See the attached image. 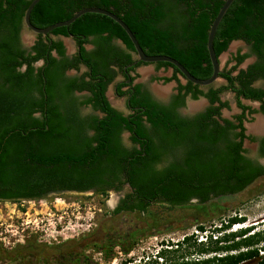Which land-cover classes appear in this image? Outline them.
<instances>
[{"label":"trees","instance_id":"obj_1","mask_svg":"<svg viewBox=\"0 0 264 264\" xmlns=\"http://www.w3.org/2000/svg\"><path fill=\"white\" fill-rule=\"evenodd\" d=\"M30 1L0 0V200L42 198L67 189L93 188L105 193L111 186L120 188L128 182L131 190L120 198L114 214L145 212L157 202L172 207L193 199L198 201L196 206L208 207L203 203L209 198L241 191L264 176V166L242 147L243 138L254 139L245 133L243 120L257 109L241 99L259 100L264 113V88L252 85L256 78H264V0H233L217 25L213 38L217 56L234 39L249 44V51L238 49L233 55L235 63L221 67L218 75L225 83L182 82L173 66L171 75L162 76L164 81H177V93L170 102L151 99L137 83L128 96L134 110L127 115L114 108L105 94L116 73L111 64L122 68L130 62L132 67L147 62L133 56V44L123 27L106 14L87 11L47 35L38 33L33 55L17 49L13 56L10 38L17 35ZM223 1L39 0L31 9L30 21L45 27L82 7H104L127 23L146 53L175 57L193 75L206 78L212 72L207 32ZM50 34L71 35L76 54L69 59L62 40L51 39ZM113 38H120L125 47L115 44ZM88 42L95 47L88 50ZM52 49L59 58L51 54ZM251 53L257 58L233 73ZM19 54L22 58L16 59ZM39 57L46 64L34 75L32 61ZM22 62L27 64L25 70L13 69ZM79 62L87 70L80 77H65L64 69L78 68ZM153 63L157 68L171 65ZM35 88L41 92L40 100L31 98ZM74 89L88 90L84 103L105 114H78ZM224 90L235 94L240 108L233 115L236 121L222 116V108L229 107L228 100L221 99ZM187 95L204 96L208 104L192 115H183L178 107L186 103ZM54 98L60 102L54 103ZM37 110L40 115H34ZM125 128L138 147L123 144L120 132ZM258 153L264 156V136ZM243 221L238 212L219 217V223L209 230L204 221H198L195 227L204 237L196 231L176 239L164 237L152 254L143 256L142 264H264V223L261 228L250 223L231 229L233 223ZM139 230L87 232L51 243L26 238L13 248L0 246V257L14 264H109L119 256V264H138L130 253ZM87 250L100 253L105 263Z\"/></svg>","mask_w":264,"mask_h":264},{"label":"rangeland","instance_id":"obj_2","mask_svg":"<svg viewBox=\"0 0 264 264\" xmlns=\"http://www.w3.org/2000/svg\"><path fill=\"white\" fill-rule=\"evenodd\" d=\"M24 34L31 36V32L27 30ZM66 41L70 46H73L74 42L70 38H66ZM239 48L242 49V52L249 51L247 44L243 41H232L230 47L221 54V67H229L234 63L231 56ZM248 60L249 58L245 59L240 63V66H245ZM146 67H152V69H144ZM139 70L144 79L151 78V75L162 76L164 73L170 74L171 72V69L162 72L163 68L155 67L154 63L142 65ZM181 79L183 80V78ZM225 82L223 77H218L213 83L219 85ZM173 84V81H169L162 86L168 90ZM221 96L229 101V107L222 109L224 115L231 116L240 111L232 91L224 90ZM243 101L257 106L256 101L248 99H243ZM201 102V106L206 104L205 101ZM188 108L190 110L192 106ZM254 118L255 115L249 119L251 122L246 120V124L253 121L256 123L260 119L257 115L256 119ZM246 145L250 144L247 142ZM126 190L123 188V191ZM118 198L119 195L114 190L101 193L92 189L58 191L35 199L0 200V246L9 249L15 243L23 242L26 238L51 243L64 241L68 238H78L87 232L100 235L104 231L112 233L118 229L138 228L140 229L139 236L130 255L133 256V262L142 264L143 256L152 254L164 237L176 239L184 232L191 231L198 232L200 237L204 235V232L198 231L195 227V223L198 221H204L207 230H209L219 223V217L238 212L244 216L245 221L240 224H232L231 229L250 223H256L257 227L261 228L264 223V176L241 191L209 198L203 203L208 207L196 206L198 201L193 199L186 204L172 207L167 203L157 202L151 204L145 212L124 210L114 214L112 210L116 206ZM212 201L215 203L209 204ZM87 252L95 259L105 263L100 253L91 250H87ZM119 259L118 256L109 264H119ZM5 262L7 259L1 256L0 264H6Z\"/></svg>","mask_w":264,"mask_h":264},{"label":"flooded vegetation","instance_id":"obj_3","mask_svg":"<svg viewBox=\"0 0 264 264\" xmlns=\"http://www.w3.org/2000/svg\"><path fill=\"white\" fill-rule=\"evenodd\" d=\"M22 22L23 23L19 27L17 35L15 36V38L14 37L10 38V40H12L11 52H12L13 56H14V52L17 49L22 50V54L23 55H27V54L33 55L35 53V50L32 49V46L35 44V42H36V40L38 38V33L30 30L28 27H26L24 25V21H22ZM26 30L28 32H31V34H30L31 36H26L24 34V32ZM2 32L3 31H0V37H2ZM4 32H6V31H4ZM43 35H47V34H43ZM49 37L51 39H55V40H59V39L62 40L63 45L65 47V51H64L65 55L69 59H71L72 56H74L76 54V51H77L78 48H77L75 39L71 35L50 34ZM66 38H70L74 42L72 48H70L66 44ZM89 38L92 39L93 36H90ZM119 39L120 38H113L112 41L115 44L119 45L120 47L124 48L125 47L124 43L121 40H119ZM236 40L243 41L242 39H236ZM243 42L246 43L245 41H243ZM85 47L88 50H90V49H93L95 47V44L93 42H88V43H85ZM247 47L249 49V44H247ZM236 51H234V53L232 54L231 59H233V55L236 53ZM240 52H242V49H240ZM51 54L56 56L57 58H59V56L57 55V53H56V51L54 49L51 50ZM133 56L136 58L135 53L133 54ZM21 58H22L21 54L16 55V59H21ZM247 58H249L247 64L245 66H240V64H239L237 69H235L233 71V73H236L238 68L246 67L249 63L253 62L257 58V56H256V54L251 53L250 55L245 57V59H247ZM16 59H14L15 62L17 61ZM233 61L235 63L234 59H233ZM12 62H13V59H12ZM44 64H46V62H45V58H43V57H39V58L34 59L32 61V65L34 66V71H33L34 75L37 74V71H38V69L40 67H44ZM132 64L133 63L130 62V63L126 64L122 68L118 67L115 64H111V67L115 70L116 73H115L113 79L107 84V87H106V90H105V94H106V97H107L109 103L114 108H116L121 113H123L124 115L132 113L134 108L130 107V105H129L130 100H129L128 96L130 97L134 93L135 85L137 83H141V87H140L141 91L147 90L149 92V94L151 96V99H153L155 101H158L160 103H163V104L169 103L171 98H172V95L177 93V88H176L177 81L175 79L169 80V81H173L174 84L171 86L170 89H168L165 92H161L159 90V88H160V85H165L167 82H169V81H164L162 76L171 75L172 69H171L170 74L164 73L162 76H159V75L153 76V75H151V78L144 79V78L141 77V73H140L139 67L142 66V65H147L149 63H141L139 65H136L135 67H132ZM26 67H27V64L25 62H22L20 65H18V64L15 65L13 67V69L18 70V71H23V70L26 69ZM155 67H156V65H155ZM158 68H163L162 72H166L167 69H170V66H168V67H158ZM86 70H87V66L85 65V63L79 62L78 68H75V67H67V68H65L64 69V75H65V77H71V76L80 77L83 74V72H85ZM178 76H179V74H178ZM179 78H180V81H182V82L185 81V80H182L180 76H179ZM158 80H163V81H158ZM64 81H65V79H64ZM261 81H262V83H261ZM4 84H5V86H8L9 82L6 81ZM119 84H121V85L119 86ZM214 85H215V83H214ZM252 85L256 86V87L264 88V78H261V77L260 78H256L252 82ZM164 88H166V87H164ZM118 89L124 90V91H126V93H120L118 91ZM110 93H111V96H110ZM72 95L76 98V101H77V113L80 114L81 116H87L89 114H96V115L102 116V115L105 114L104 111H102L99 108H95L91 103H84L83 99L86 96L90 95V92L88 90H86V89H82V90L74 89L72 91ZM234 96H235V94H234ZM40 97H41V92L38 90V88H35L33 90V94L31 96V98L35 99V100H40ZM202 97L205 98L207 103L205 105L201 106V108H197V109L194 110L193 107H192L189 110V108H188V107H190L189 101L192 100V99L193 100L194 99H200ZM221 99L225 100L224 98H222V96H221ZM241 99H242V101H243V99H248V100H253V101L257 102V106H252V105L248 104L251 107L256 108L257 111H254L252 113H247L246 116H245V119L243 120V125L245 127V133L247 135H250V136L254 137V139H250V138H247V137L243 138L242 147H244L246 149L245 153L247 155H249L253 159H257V161L264 166V156H262V155H260L258 153V149H259V145H260V139H261L262 136H264V113L259 109V104H260L259 100L249 99V98H244V97H241ZM57 102H60V100L58 98H54V103H57ZM207 104H208V100L204 96H199L198 98H191L189 95H187L186 96V103L183 106H179L178 107V111L181 114H183V115H192V114L196 113L197 111H200V110L204 109L207 106ZM60 109L64 110L65 108L60 107ZM239 112H237V113H239ZM33 113H34V115H40V111L39 110L34 111ZM237 113H233L231 116H226V115L223 114V111H222V116H225V117H228V118L234 120L233 115H235ZM253 115H255L254 119H256V115L260 119H258L256 121V123H255V121H253L252 123L247 125L246 122L249 119H251V117H253ZM234 121H236V120H234ZM259 121H260V124H259V127H258L257 123H259ZM144 122L147 125L149 124L146 121H144ZM248 122H251V121L249 120ZM88 133L89 134L93 133V130L89 129ZM120 135H121L122 142H123V144L126 147L130 148L132 146H137V147L139 146L138 143H135L131 139V131L130 130L125 128V129H123L120 132ZM247 142L250 144L249 146L246 145ZM123 188H126L127 190L123 191ZM107 190H114L116 193H118V195H119V198L117 200V203H118L120 198H122L127 191L131 190V187L129 186V184H127V182H125L120 188H115L114 186H111ZM23 242H21V243H23ZM15 244L13 246H11L10 248L15 247ZM5 263L6 264H14V263H10L8 261L5 262ZM2 264H4V263H2Z\"/></svg>","mask_w":264,"mask_h":264},{"label":"water","instance_id":"obj_4","mask_svg":"<svg viewBox=\"0 0 264 264\" xmlns=\"http://www.w3.org/2000/svg\"><path fill=\"white\" fill-rule=\"evenodd\" d=\"M38 1L39 0H31L29 2V4L27 5V7H26V9L24 11V15H23L24 25L26 27H28L30 30L34 31V32L47 34L49 31H51L55 27L69 24L71 21L75 20L79 15H81L84 12L95 11V12L103 13V14H106V15L110 16L111 18L116 20L123 27V29L125 30V32L127 33L129 39L131 40V42L133 44L134 52H135L137 60H142V61L147 62V63H152V62H155V61H167V62H169L171 64L170 65V69H172L173 66H175L178 69V74H179V76L181 78H183V80L188 79V80H190V81H192L194 83H197L199 85L210 84V83L214 82L219 77L218 73H219V71L221 69L220 57H221V54L225 50L222 51L217 56L215 51H214V47H213V38H214V34H215V31H216V28H217V25H218L220 19L222 18L223 14L225 13V11L227 10L228 6L231 4V2L233 0H224L223 1V3L221 4L220 8L216 12V14H215L214 18L212 19V21L210 23V26L208 28L206 46H207L209 57H210V60H211V63H212V72L206 78H199V77L193 75L175 57H172V56L167 55V54H148V53H146L143 50V48L141 47V45L139 44L135 34L131 30V28L127 25V23L121 17H119L116 13H114L113 11H111V10H109L107 8H104V7H100V6H86V7H82L80 9H78L77 11H75L74 14L72 16H70L69 18H67V19L56 21V22L51 23V24H49V25H47L45 27H38V26L32 24L31 21H30L31 9L34 6V4L36 2H38ZM119 40H121V39H119ZM235 40L236 39H234L232 41H235ZM231 42L229 43L227 49L230 47ZM127 184H129V183L127 182ZM92 189L93 188H90L88 190H92ZM61 191H65V190H61ZM61 191H59V192H61ZM53 192L54 191H52L50 193H53Z\"/></svg>","mask_w":264,"mask_h":264},{"label":"crops","instance_id":"obj_5","mask_svg":"<svg viewBox=\"0 0 264 264\" xmlns=\"http://www.w3.org/2000/svg\"><path fill=\"white\" fill-rule=\"evenodd\" d=\"M66 44H67L70 48L73 47V46H70L69 42H67V41H66ZM144 69H148V70H149V69H152V67H151V68L146 67V68H144ZM171 86H172V85H171ZM171 86H170V87H171ZM159 90H160L161 92H165V91H167L166 88H163L162 85H160ZM201 101H205V103H207L206 100H205V98L202 97V98H200V99H194V100L192 99V100H190V101H189V105L192 106L193 109L195 110V109L201 107V105H200V104L202 103Z\"/></svg>","mask_w":264,"mask_h":264},{"label":"bare ground","instance_id":"obj_6","mask_svg":"<svg viewBox=\"0 0 264 264\" xmlns=\"http://www.w3.org/2000/svg\"><path fill=\"white\" fill-rule=\"evenodd\" d=\"M259 124H260V121H259V123H257V126L259 127Z\"/></svg>","mask_w":264,"mask_h":264}]
</instances>
